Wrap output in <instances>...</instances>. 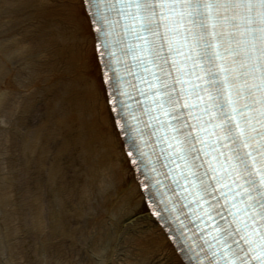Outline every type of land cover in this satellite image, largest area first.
I'll use <instances>...</instances> for the list:
<instances>
[{
    "label": "snow or ice",
    "instance_id": "obj_1",
    "mask_svg": "<svg viewBox=\"0 0 264 264\" xmlns=\"http://www.w3.org/2000/svg\"><path fill=\"white\" fill-rule=\"evenodd\" d=\"M140 196L181 264H264V0H82Z\"/></svg>",
    "mask_w": 264,
    "mask_h": 264
},
{
    "label": "bare ground",
    "instance_id": "obj_2",
    "mask_svg": "<svg viewBox=\"0 0 264 264\" xmlns=\"http://www.w3.org/2000/svg\"><path fill=\"white\" fill-rule=\"evenodd\" d=\"M104 87L82 0H0V120L30 187L9 204L22 227L0 221V264H16L4 246L61 231L89 247L86 264H181L139 194Z\"/></svg>",
    "mask_w": 264,
    "mask_h": 264
},
{
    "label": "rangeland",
    "instance_id": "obj_3",
    "mask_svg": "<svg viewBox=\"0 0 264 264\" xmlns=\"http://www.w3.org/2000/svg\"><path fill=\"white\" fill-rule=\"evenodd\" d=\"M0 123V221L6 220L5 224H7L8 228H14L15 226L20 228L22 227L20 208L13 205V207H11L12 209H9V204L15 199L14 196L16 194H21L23 190H27V194L29 195L28 191L30 187L27 185L29 177L26 169L25 171L23 170L22 173L20 172L19 166H21V161L19 162L17 158L19 156H16L18 152L15 150V147H11V149L7 147L8 145L4 142V135L7 134L5 129L6 126L4 125L5 122L3 123V121L0 120ZM2 129L5 130L2 131ZM10 155L12 156L10 157ZM9 161L12 162V164ZM4 202L5 204L7 203L5 207L1 204ZM3 228L4 225L2 223L1 230H3ZM19 230L21 229H18V231ZM15 231L17 233L16 229ZM62 232L63 231L59 233L56 240L50 243H46L45 241L41 242L38 239H31L28 244L29 248L25 242L20 245L18 242L12 249L11 246H2V256L7 259L12 258L11 251L14 250L16 255L14 261L16 264H86V254L84 252H87L89 247L86 248V246L83 247L82 245L69 246L67 239L65 240L64 236L60 235ZM7 240L8 239H5L4 243L7 244ZM16 240L20 241L21 238L18 237ZM12 241L13 238H9V242L11 243ZM49 244L54 245V247L50 249L43 248V245L46 247Z\"/></svg>",
    "mask_w": 264,
    "mask_h": 264
}]
</instances>
